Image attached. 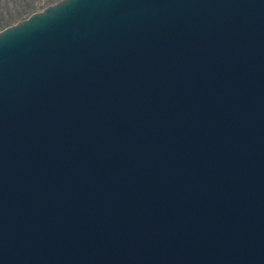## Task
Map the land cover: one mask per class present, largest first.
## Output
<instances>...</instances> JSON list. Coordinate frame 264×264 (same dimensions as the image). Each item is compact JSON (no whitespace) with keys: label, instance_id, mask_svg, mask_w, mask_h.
<instances>
[{"label":"water","instance_id":"95a60500","mask_svg":"<svg viewBox=\"0 0 264 264\" xmlns=\"http://www.w3.org/2000/svg\"><path fill=\"white\" fill-rule=\"evenodd\" d=\"M0 264H264V0L1 30Z\"/></svg>","mask_w":264,"mask_h":264},{"label":"rangeland","instance_id":"374dc122","mask_svg":"<svg viewBox=\"0 0 264 264\" xmlns=\"http://www.w3.org/2000/svg\"><path fill=\"white\" fill-rule=\"evenodd\" d=\"M58 1L60 0H0V29L7 25L11 26L10 24L17 20L18 22L24 20Z\"/></svg>","mask_w":264,"mask_h":264},{"label":"trees","instance_id":"16d2710c","mask_svg":"<svg viewBox=\"0 0 264 264\" xmlns=\"http://www.w3.org/2000/svg\"><path fill=\"white\" fill-rule=\"evenodd\" d=\"M30 15V14H29ZM16 22H18V20L17 21H15V23ZM15 23H12V24H15ZM12 24H10V25H12ZM9 25H7V26H5V27H2L0 30H3L4 28H6V27H8Z\"/></svg>","mask_w":264,"mask_h":264}]
</instances>
